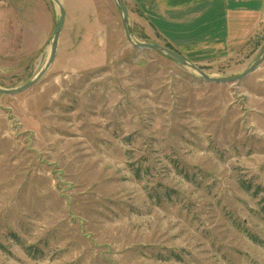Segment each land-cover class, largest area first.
I'll list each match as a JSON object with an SVG mask.
<instances>
[{"label":"rangeland","instance_id":"1","mask_svg":"<svg viewBox=\"0 0 264 264\" xmlns=\"http://www.w3.org/2000/svg\"><path fill=\"white\" fill-rule=\"evenodd\" d=\"M61 1L53 65L0 94V264H264V62L207 82L131 45L114 0ZM132 2L135 40L165 45ZM59 15L0 0L1 87L40 72ZM262 34L202 69L241 73Z\"/></svg>","mask_w":264,"mask_h":264},{"label":"crops","instance_id":"2","mask_svg":"<svg viewBox=\"0 0 264 264\" xmlns=\"http://www.w3.org/2000/svg\"><path fill=\"white\" fill-rule=\"evenodd\" d=\"M131 1L156 37L201 68L238 64L264 32V0Z\"/></svg>","mask_w":264,"mask_h":264},{"label":"water","instance_id":"3","mask_svg":"<svg viewBox=\"0 0 264 264\" xmlns=\"http://www.w3.org/2000/svg\"><path fill=\"white\" fill-rule=\"evenodd\" d=\"M52 1H54L59 6L60 15H59L56 28L53 33L50 55H49L47 62L45 63L44 67L40 70V72L35 77H33L30 81L21 85L20 87L13 88V89H7V88H3L0 86V94L15 95V94H18L20 92H23L31 88L32 86L36 85L42 80V78L46 75V73L49 71V69L53 65L56 59V56H57V52H58L60 35L65 26L67 11L61 0H52ZM114 1L117 4V6L120 8V10L122 11L124 31H125L127 40L129 41L131 45H133L137 49H149V50H153L159 53H163L169 56L170 58H172L178 64L192 68L195 72L201 75L207 82H213V83L240 82L246 77H248L250 74H252L254 71H256L259 68V66L264 62V47H263L261 55L254 61L253 64H251L248 68H246L241 73L235 76H227V77L213 76L209 74L208 72L204 71L201 67L189 62L186 58L181 56L178 52H176L175 50L165 45L155 43V42H141V41L135 40V38L133 37L130 31V27H129V11H128L127 6L125 5L123 0H114Z\"/></svg>","mask_w":264,"mask_h":264},{"label":"trees","instance_id":"4","mask_svg":"<svg viewBox=\"0 0 264 264\" xmlns=\"http://www.w3.org/2000/svg\"><path fill=\"white\" fill-rule=\"evenodd\" d=\"M167 47H169V48H171V49H173L170 45H166ZM174 50V49H173Z\"/></svg>","mask_w":264,"mask_h":264}]
</instances>
